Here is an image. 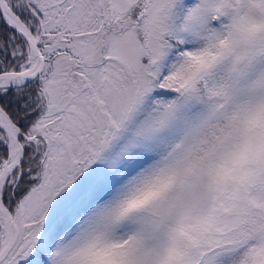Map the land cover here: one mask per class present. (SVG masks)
Wrapping results in <instances>:
<instances>
[{
  "label": "snow or ice",
  "instance_id": "6c2138e0",
  "mask_svg": "<svg viewBox=\"0 0 264 264\" xmlns=\"http://www.w3.org/2000/svg\"><path fill=\"white\" fill-rule=\"evenodd\" d=\"M0 264H264V0H0Z\"/></svg>",
  "mask_w": 264,
  "mask_h": 264
}]
</instances>
